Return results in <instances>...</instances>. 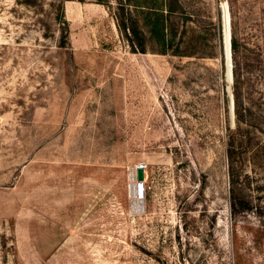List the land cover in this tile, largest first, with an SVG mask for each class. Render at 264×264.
Returning a JSON list of instances; mask_svg holds the SVG:
<instances>
[{
  "label": "rangeland",
  "instance_id": "rangeland-1",
  "mask_svg": "<svg viewBox=\"0 0 264 264\" xmlns=\"http://www.w3.org/2000/svg\"><path fill=\"white\" fill-rule=\"evenodd\" d=\"M0 264H264V0H0Z\"/></svg>",
  "mask_w": 264,
  "mask_h": 264
},
{
  "label": "trees",
  "instance_id": "trees-1",
  "mask_svg": "<svg viewBox=\"0 0 264 264\" xmlns=\"http://www.w3.org/2000/svg\"><path fill=\"white\" fill-rule=\"evenodd\" d=\"M173 2L176 1V4L178 0H171ZM145 24L149 28V32L152 38L155 40H158L161 42L164 46L168 43L167 40V34H166V28H165V20H164V13L161 9L155 8V7H146L145 8ZM173 11L172 7L169 6V9L167 10L168 13H171ZM121 30L123 31L125 37L129 41L130 45L133 48H137L138 46H141V52L144 51V44L137 45L136 41L138 36H141V32L138 28H135L134 26L130 25L128 21H125L123 19V25L121 27ZM232 48L233 50L236 48V42H232ZM139 50V49H138ZM239 214L238 209H236V204H232V215L236 217V215Z\"/></svg>",
  "mask_w": 264,
  "mask_h": 264
},
{
  "label": "water",
  "instance_id": "water-1",
  "mask_svg": "<svg viewBox=\"0 0 264 264\" xmlns=\"http://www.w3.org/2000/svg\"><path fill=\"white\" fill-rule=\"evenodd\" d=\"M230 21H229V41H228V47H229V59L230 61H232V46H231V33H230ZM225 28V25H224ZM224 33H225V29H224ZM226 35V34H225ZM225 43H226V36H225ZM226 59L228 61V55H227V44H226ZM230 73V78H231V83L233 81V68L232 66L230 67V70H228ZM136 176H137V181L139 182H143L145 180V172L142 168H138L136 171Z\"/></svg>",
  "mask_w": 264,
  "mask_h": 264
},
{
  "label": "bare ground",
  "instance_id": "bare-ground-1",
  "mask_svg": "<svg viewBox=\"0 0 264 264\" xmlns=\"http://www.w3.org/2000/svg\"><path fill=\"white\" fill-rule=\"evenodd\" d=\"M223 12H224V25H225V36H226V44H227V55H228V70H230V67L233 66L232 65V61H230L229 59V47H228V41H229V21H231L230 18V12H229V8L227 7L226 4L223 5ZM230 33H231V27H230ZM228 79L231 81L230 78V73L228 71Z\"/></svg>",
  "mask_w": 264,
  "mask_h": 264
},
{
  "label": "built area",
  "instance_id": "built-area-1",
  "mask_svg": "<svg viewBox=\"0 0 264 264\" xmlns=\"http://www.w3.org/2000/svg\"><path fill=\"white\" fill-rule=\"evenodd\" d=\"M138 168H142L143 170H145L146 166L140 165Z\"/></svg>",
  "mask_w": 264,
  "mask_h": 264
}]
</instances>
